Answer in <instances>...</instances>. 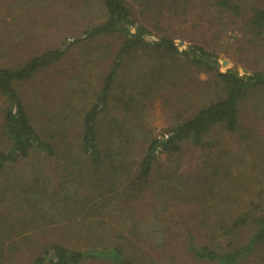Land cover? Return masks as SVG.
Instances as JSON below:
<instances>
[{
	"label": "trees",
	"instance_id": "16d2710c",
	"mask_svg": "<svg viewBox=\"0 0 264 264\" xmlns=\"http://www.w3.org/2000/svg\"><path fill=\"white\" fill-rule=\"evenodd\" d=\"M200 3L245 18L249 31L264 33V7L244 0H103L106 19L66 48L0 66V264H16L24 247L34 250L36 241L24 236L34 224L54 225L77 241L36 245L31 264H163L165 257L153 250L165 251L176 237L183 238L188 256L211 264H247L264 247V180L247 200L223 197L224 205L188 215L176 206L182 222L157 206L141 217L133 206L148 194L189 209L192 202L212 201L211 177L196 194L179 172L182 158L189 149L218 144L210 138L215 128L240 130L245 101L264 96V70L220 71L217 54L203 44L182 48L175 34L154 32L169 15L187 14ZM137 9L146 22L135 16ZM109 36L120 45L100 82L76 75L70 94L44 112L36 97L23 98L17 85L62 64L71 48L91 51L90 43ZM102 46L83 69L103 62ZM104 53L109 56L110 47ZM191 69L211 76L204 88L188 92L198 95V103L173 93ZM156 102L177 119L158 132L145 113Z\"/></svg>",
	"mask_w": 264,
	"mask_h": 264
},
{
	"label": "rangeland",
	"instance_id": "374dc122",
	"mask_svg": "<svg viewBox=\"0 0 264 264\" xmlns=\"http://www.w3.org/2000/svg\"><path fill=\"white\" fill-rule=\"evenodd\" d=\"M127 1L133 2V0ZM244 1L248 5L264 7V0ZM133 6L138 8L137 5ZM144 15L140 10H135V16L146 22L144 19L147 16ZM105 19L103 0H0V66L22 65L31 57L50 49L66 48L76 38L83 36L88 28ZM153 30L155 33L175 34L177 44L179 41L185 43L181 46L182 48L190 43L203 44L217 54L220 71L224 72L233 68L243 75L255 70H264V33L256 35L246 27L245 18L235 17L215 7H209L203 3L197 4L194 9L189 11L187 9V14L169 15L158 29ZM100 45L105 48L100 52L106 61L96 63L97 68L93 71L83 69L85 60H89L90 54L95 52V47ZM119 45L120 40L116 36H109L90 43L91 51L84 46H75L71 48V54L67 55L62 64L40 71L32 80L17 85V88L27 101L31 100L30 97H36L40 103L38 106L41 105L37 108L39 111L44 112L46 108L52 109L56 103L70 94L68 83L77 77L76 75L81 74V78L86 76L88 79L100 82L113 59V52L115 53ZM106 47H110L109 56L104 53ZM84 55L88 56L83 58ZM223 60L228 61L226 68L222 66ZM210 77L205 72L198 73L191 69L185 78V84H181L176 93H173L196 98L197 94L188 92L196 91L198 86L204 88V83ZM196 99L194 101L198 103L199 98ZM155 105L148 107L145 111L147 120L155 131L158 132L170 122L177 121L176 118H168L171 111L168 105L165 107L161 102H156ZM41 115L45 120V114H39ZM210 138L219 140L218 144L210 149L197 148L194 151L189 149L182 158L179 172L191 190H198L197 186L203 187V180L211 177L212 201L208 199L199 204L192 202L193 206L189 209L185 205L180 206L171 197L164 199L161 196L162 199L158 200L148 194V198L146 196L133 204L141 217H148L152 206H157L159 212L170 213L182 222L184 219L178 218L180 214L176 206L187 211L185 214L188 215V212L195 208L204 209L206 206L224 205L223 197L234 195L247 200L250 197V191L260 188L262 185L260 182L264 180V96L245 101L240 130L229 133L222 128H215ZM3 145L4 140L0 134V148ZM41 161L38 155L33 158L35 165H39ZM219 165L221 168L217 169ZM196 190L194 191L198 194ZM204 190L207 191L206 188ZM174 210L178 212H173ZM42 226L34 224V229L25 232L24 236L27 234L32 236L36 243L33 245L34 250L28 247L23 248L16 264H31L39 250H35L36 245L56 240L67 244L77 241V239L69 238L62 229L54 225L41 229ZM178 228L180 227L176 230ZM201 237L204 238L203 235ZM203 241L206 240L198 242ZM183 246V238L176 237L165 251L162 248L157 249L159 253H155L154 250L153 253L156 254L155 256L165 257L163 264H211L188 256ZM86 264L111 263L94 261ZM247 264H264V247L259 249Z\"/></svg>",
	"mask_w": 264,
	"mask_h": 264
},
{
	"label": "water",
	"instance_id": "95a60500",
	"mask_svg": "<svg viewBox=\"0 0 264 264\" xmlns=\"http://www.w3.org/2000/svg\"><path fill=\"white\" fill-rule=\"evenodd\" d=\"M179 44L184 45L185 43L183 41H179ZM227 62H228L227 60H223L224 65L227 64Z\"/></svg>",
	"mask_w": 264,
	"mask_h": 264
}]
</instances>
